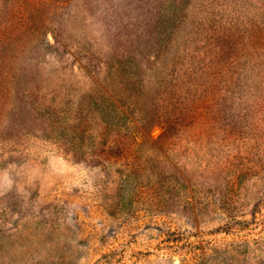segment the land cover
I'll return each mask as SVG.
<instances>
[{
	"label": "rangeland",
	"instance_id": "obj_1",
	"mask_svg": "<svg viewBox=\"0 0 264 264\" xmlns=\"http://www.w3.org/2000/svg\"><path fill=\"white\" fill-rule=\"evenodd\" d=\"M0 264H264V0H0Z\"/></svg>",
	"mask_w": 264,
	"mask_h": 264
}]
</instances>
